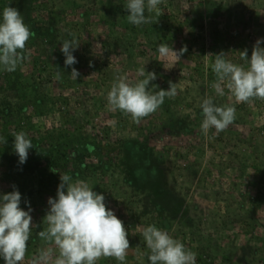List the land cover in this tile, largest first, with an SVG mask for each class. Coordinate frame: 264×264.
<instances>
[{
  "label": "rangeland",
  "instance_id": "1",
  "mask_svg": "<svg viewBox=\"0 0 264 264\" xmlns=\"http://www.w3.org/2000/svg\"><path fill=\"white\" fill-rule=\"evenodd\" d=\"M8 2L11 5H7ZM161 4L165 13H168L167 22L170 27L166 30L165 37L169 40L166 44H170L174 50H179L181 41L186 40L195 50L183 54L180 61L172 66L170 61H159L158 48H147V53H144L147 45L140 44L145 38L141 35L136 41L140 47L135 44L131 52L136 55L139 48H143V54H137L134 60H131L132 65L128 64L129 60L121 49L116 47L107 59V67L116 71L115 78L118 75H127L130 80H135L142 79L138 77L137 70L145 66L146 71L157 72L156 79L149 85L150 88L156 86L154 90H167L169 81L176 83L178 94L169 98L173 101L171 108L183 116L188 112L187 116L193 124L187 131L176 130L175 135L162 131L164 104L139 123L126 115V124H116L107 114L109 107L106 96L112 85L111 76L107 81L97 78L92 81L90 89H87L89 94L98 91L97 95L105 105L93 116L92 121L99 127L105 125L108 137H130L131 141H135L130 156L132 160L128 161L127 158L121 161V153H117L119 159H115L113 153L108 167L104 165L97 168L98 178L93 180L79 177L74 178L73 182L83 180L97 193L101 191L96 187L100 180H103L101 182L104 184H113L111 192L104 196L106 206L123 221L128 231L130 248L124 264L148 262L142 255L144 247L140 245L139 234H142L145 227L155 224H159V229L167 231L173 238L183 242L186 248L195 252L196 264H204L205 261H198L200 256L206 258V262L211 259L212 264H264V190L261 197L256 199L257 204L250 202L255 199L258 176L264 171V100L253 99L250 103L237 104L226 88L224 96L216 94L212 87L215 80L209 82L208 79L201 81L199 78L198 81L190 82L188 79L194 73L192 71L196 63L200 64V68H204L203 74L206 77L207 70L212 65L210 57L219 52L218 48H225L226 60L248 67V64L240 59V51L247 49L248 53H251L256 40L264 38V0H163ZM6 6L19 10L32 33L34 27L48 26L49 18L60 14L59 17L62 16L63 19L58 22L59 31L67 33L68 30L78 43L81 38L89 40V51L101 60V40L108 26L98 22L93 24L92 28L81 30L83 9L69 7L60 0H0V19ZM89 14L91 20L99 17L92 9ZM185 16L188 22H183ZM159 22L156 20V24L162 25ZM201 23L203 41L197 39L194 30L199 29L197 26ZM195 24L197 26L194 27ZM61 42L48 43L46 36L34 33L26 45L27 53H30L28 58L14 72L0 69V112L4 108L9 112L14 111L22 104L27 107L28 98L34 94L30 88L32 74L43 63H52L61 51ZM261 46L264 47V43ZM200 47H203L202 51ZM197 54L201 56L195 59ZM62 63L65 64L63 60L61 65ZM77 65L78 63L69 66L70 73L73 67L76 68L81 75L80 80L85 81L96 76L93 73L87 75V67L83 69ZM166 66L171 68H165ZM6 76L16 78L17 88L7 84ZM41 76H46V73L43 72ZM51 77L52 81L47 85L51 92L67 93L77 90L78 85L73 88L67 86V83L61 85L56 75ZM68 78L71 79V76L68 75ZM202 82L204 85L200 86ZM205 84L208 85L205 87ZM197 86L202 87L201 93L194 90ZM206 97H212L218 106H235L236 118L226 130L217 133L212 128L207 135L201 130L203 116L200 104ZM190 101L194 103L188 105ZM245 107H250L251 110L247 112ZM196 114L201 118L199 122L195 120ZM23 115L24 113L21 114L17 110L15 116L10 117L11 121H6L5 124L0 118V131L11 135L20 131L25 132L27 136L36 135L33 129V132L27 131V122ZM62 119L58 114L48 112L44 116L35 117L33 123L40 132L54 133L60 131ZM98 134L103 140L104 135L101 132ZM0 137L5 138V135ZM70 142H74V138ZM7 156L0 160V194L13 191L15 187L21 193L20 207L27 211L30 204L32 208L30 214L33 227L46 224L43 218L49 209L48 198H55L57 191L46 175L38 176L39 170L35 169L32 163L26 161V165L25 162L21 164L17 160L19 157L15 150H10ZM142 158L147 160L146 164L141 163ZM86 160L96 162V157ZM256 166H260V170L255 169ZM101 171L112 173L101 176ZM150 171L154 175L148 173ZM4 172L8 176L2 179ZM149 177L151 183H147ZM227 197L230 205L226 202ZM241 198L245 199V206L238 210V213L245 219H256L260 228L251 229L241 222L230 223V219L226 226L223 225V218L233 216L232 212L237 209L235 206ZM254 234L259 235L258 240L253 239ZM135 238L138 239L139 245L136 244ZM37 245L26 253L23 264H30L38 250L48 246L41 239L37 241ZM112 259L115 262H111ZM2 260L3 258H0V264H4L1 263ZM97 264L121 262L108 257L101 258Z\"/></svg>",
  "mask_w": 264,
  "mask_h": 264
},
{
  "label": "clouds",
  "instance_id": "2",
  "mask_svg": "<svg viewBox=\"0 0 264 264\" xmlns=\"http://www.w3.org/2000/svg\"><path fill=\"white\" fill-rule=\"evenodd\" d=\"M161 3L163 0H127L124 7L128 11V22L136 26L151 23V16H146L145 11L160 16L158 6ZM33 35L17 8H3L0 19V69L14 72L28 58L30 53H27L26 45ZM69 37L61 42L60 48L66 67L77 63L72 53L79 46L73 34L69 33ZM262 43L264 38L256 40L250 57L247 49L240 51V59L248 64L247 68L226 60L224 52L215 55L211 68L217 77L212 85L217 95L224 96L226 88L237 104L250 103L253 99L264 100ZM136 45L139 46L138 43ZM185 52L186 46L174 50L166 43L158 45L159 61H170L172 66L180 61ZM89 66H93L91 62ZM69 75L77 79L79 72L73 67ZM137 75L142 79L130 80L127 75H118L106 99L109 110H119L139 123L156 112L166 97L174 98L178 89L171 81L167 90H154L156 86L150 88L156 73L146 71L145 66L137 70ZM200 108L203 116L201 130L205 135L212 128L217 133L226 130L236 118L234 105L218 106L212 97L204 98ZM12 136L15 138V153L23 164L33 144L23 131L13 132ZM0 142L6 144L7 140L0 137ZM52 171L55 172L54 169ZM20 204L21 193L15 187L13 191L0 194V258H3L4 264H23L28 251L34 226L30 214L32 208L29 204L25 211ZM48 204L49 209L43 218L47 226L36 233L48 246L39 249L30 264H97L101 258L108 257L124 264L130 248L128 231L123 221L106 206L102 193L94 191L83 180L73 182L72 176L60 173L56 197H49ZM142 236L148 249L142 255L146 256L148 264H196V253L167 231L149 225L142 230Z\"/></svg>",
  "mask_w": 264,
  "mask_h": 264
},
{
  "label": "trees",
  "instance_id": "3",
  "mask_svg": "<svg viewBox=\"0 0 264 264\" xmlns=\"http://www.w3.org/2000/svg\"><path fill=\"white\" fill-rule=\"evenodd\" d=\"M62 4H65L69 7L73 8H80L83 9V20L80 24L81 30H87L88 28H92L93 24L101 23L106 26H108L106 34L101 40L102 44V54H100L101 60H98L95 55L91 54V51H89L91 42L87 39L81 38V42L79 43V46L77 49L73 51V55L76 57L77 66H81L83 69L87 67L86 69L89 71L87 75L93 73L96 74L95 77H90L87 80H80L79 75L77 79H69L68 75L70 73V67H66L65 64L61 61H65V56L62 53V51L58 52V55L54 58L52 63H43L40 67L36 68L34 73L32 74V79L30 84L31 91H34L33 96L28 98L29 102H26V105L22 104L17 107L16 110L9 112L7 108H4L0 112V118L2 123L6 121H11L10 117L15 116V114L20 112L21 114L24 113L23 118L27 122V131L34 130V133L36 135H30L27 136L28 139L31 140L33 147L29 149L27 162L32 163V166L39 170L37 173L38 176L46 175L48 177L50 183L54 186L55 190L57 191V187L60 183V173L61 174H68L72 176V178H79V177H85L90 179L98 178L97 174V168L109 166V159L111 158V154H114L115 159H119L117 156V153H121V161L127 160L131 161L130 158L132 154V150L135 145V141H131L130 137L121 138V136L108 137L107 131L105 129V125L103 127H99L98 124L93 120V116L98 113V111L105 105L103 104L104 101L101 102L100 96L97 95L98 91H95L94 94H89L88 89H90L92 85V81L96 80L97 78L106 79L111 78L110 83L115 82V74L116 71L112 70V67H107V59L110 56V53L113 51L114 48L119 47L125 57L129 60L128 64L132 65L133 62L131 60H134V57L136 55L143 54V48H139V52L135 55L133 52H131L132 49H134V44H136V41L140 39L141 35H143L145 38L142 39V42L140 44L147 45L146 48H150L151 50L157 49L158 45L161 43H166V37L167 34L166 30L170 29L167 22V15L168 13H165V8L162 7L160 4L158 7L161 11V15L157 16L154 12L148 13L145 11L146 16H151L152 22L142 24L140 26L133 25L128 22L127 15L128 11L125 9L124 5L126 4L127 0H60ZM7 5H11V3H7ZM19 7V5H17ZM163 8V9H162ZM92 9L94 13H97L99 17L96 20L90 19L89 11ZM164 11V12H163ZM60 15V14H59ZM59 15H53L50 20V23L48 26L45 27H34L33 31L35 35L42 34L47 37L48 43H59L60 41H63L64 39H67L69 37V31H66L61 33L59 31V23L62 21V16L59 17ZM186 17V16H185ZM187 17L184 19L183 22H188L186 20ZM156 20H159V23H162V25L156 24ZM194 27L197 26V24L193 25ZM79 27V26H78ZM199 29L195 30V36L197 35V39L203 41V24L198 25ZM164 30V32H163ZM66 33V34H65ZM142 36V37H143ZM156 36V37H155ZM221 41H219L220 43ZM139 44V47H140ZM144 45H142L144 47ZM170 45V44H168ZM187 47V52L184 54H189L195 50V48L189 44V41L186 42V40L181 41L179 44V49L181 47ZM220 47V45H219ZM203 47H200V50L202 51ZM218 53L224 52L225 56V48H218ZM227 52V51H226ZM215 53L210 57V60H212V63H214L215 55L218 54ZM203 55V53H202ZM249 57L251 56V53H248ZM49 56V55H48ZM201 55L197 54L195 56V59H198ZM93 61V62H92ZM44 62V61H43ZM93 65L92 67L89 66V64ZM101 62V63H98ZM193 68L194 72L192 76L190 75L188 77L190 82L198 81L199 78L208 79L210 82L211 80H217V77L215 76L214 72L212 71V68L210 67L209 70H207V75L203 74L204 68H200V64L196 63V65ZM159 68V67H157ZM157 71V69H154ZM159 70V69H158ZM43 72L46 73V76H41ZM51 72V73H50ZM154 72V71H153ZM59 73V79L60 84L63 85V83H67V86L70 87H76L79 93H77V90L74 91H67V93H59V92H51V89L48 88V84L52 81V75H56ZM100 73V74H99ZM157 73V72H155ZM5 80L7 81V84L13 87L17 88V80L13 76L10 78L9 76H6ZM103 80V81H104ZM57 81V80H56ZM102 81V80H101ZM104 81V82H105ZM58 83V82H57ZM200 86L204 85V82L199 84ZM208 84H205V87ZM88 88V89H87ZM48 89V91H47ZM96 89V88H94ZM97 90V89H96ZM195 91L202 90V87H196L194 89ZM171 101L169 98H165L164 100V111L165 116H163L164 121L163 125L161 127L162 131L168 132L171 135L176 134V130L180 131H187L190 129L191 125L193 124V121L190 120V117L187 116L188 112H186L185 116L177 113L174 111L173 108H171ZM194 101H190L188 105H192ZM188 107V106H187ZM25 108V110H24ZM30 111L28 112V110ZM247 112L251 110L250 107H245ZM80 110V112H78ZM52 112V114H58L63 119V125L60 128L59 132L50 133L48 131H42L37 130V125L34 124V118L35 117H41L44 116V114ZM108 116L112 119H114V122L116 124L118 123H124L126 124V115L121 113L119 110L111 111L107 113ZM128 116V115H127ZM195 120L198 122L201 120V118L196 114ZM68 123V124H67ZM264 125V124H263ZM99 127V128H98ZM98 128V130H97ZM96 129V130H95ZM103 130V131H102ZM99 132H101L104 135L103 140L99 136ZM4 132L0 131V135L4 136L7 140L6 144H3L1 142L0 144V160L3 158H7V153L11 150H14L13 142L14 139L12 135L8 132L3 134ZM106 136V137H105ZM74 138V142H70L71 139ZM124 152V153H123ZM123 153V154H122ZM123 155V156H122ZM96 157V162L87 161L86 159H89L91 157ZM19 161V158H17ZM141 163L146 164L147 160L145 158L141 159ZM121 163V162H120ZM27 164L26 162L24 163ZM121 165H124L121 163ZM254 167V166H253ZM52 169L55 170L52 171ZM257 170H260V166H256ZM147 171V170H146ZM135 172V171H134ZM112 172H106L101 171V176H106L108 174H111ZM151 175H154L153 172ZM8 176L6 172L2 174V179H5ZM151 177V176H150ZM148 178L147 183H151L152 180ZM258 182H257V189L255 194V199L251 200L250 202L253 204L256 203V199L260 198L263 190H264V171H261L260 176H258ZM103 180H100L96 187L101 189L100 193L103 195H106L111 192L113 189V184L106 183L104 184L101 182ZM100 184V187H99ZM245 197V196H244ZM243 197V198H244ZM241 198V200L236 204V209L233 211V216L231 215L229 218H223V225L226 226V222L230 219V223L232 222H241V224L246 225L248 228L251 229H258L260 228V223L254 219H245L243 216L238 213V210H242L245 206L244 202L245 199ZM114 200V199H113ZM247 200V199H246ZM229 198L227 197L226 202L229 203ZM255 206V205H254ZM130 209V208H129ZM233 209V210H234ZM162 225H165V222L162 223ZM46 224H42L40 227H33L32 230V236L28 242V251L30 252L32 248H36L37 241H39V237L36 235V233L44 228H46ZM155 226L158 228L160 227L159 224H155ZM139 237L141 238V246L144 247L143 252H148L146 243L144 241V238L142 234H139ZM253 239H259L258 234H254ZM136 244L139 245V241L137 238ZM140 240V239H139ZM263 240H261L262 242ZM262 244V243H261ZM213 256H210V258ZM147 261L146 256L144 257ZM199 262H204V264H212L213 261L211 259H208L206 262V258H202L201 256L197 258ZM111 262H115L114 259L111 260ZM1 263H4V260L1 261ZM148 264V262L146 263Z\"/></svg>",
  "mask_w": 264,
  "mask_h": 264
}]
</instances>
